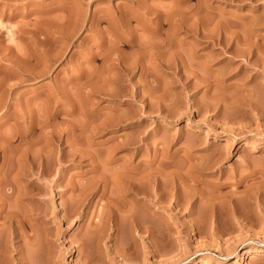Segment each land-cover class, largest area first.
I'll list each match as a JSON object with an SVG mask.
<instances>
[{"label":"rangeland","instance_id":"374dc122","mask_svg":"<svg viewBox=\"0 0 264 264\" xmlns=\"http://www.w3.org/2000/svg\"><path fill=\"white\" fill-rule=\"evenodd\" d=\"M0 196V264H264V0H0Z\"/></svg>","mask_w":264,"mask_h":264},{"label":"bare ground","instance_id":"6f19581e","mask_svg":"<svg viewBox=\"0 0 264 264\" xmlns=\"http://www.w3.org/2000/svg\"><path fill=\"white\" fill-rule=\"evenodd\" d=\"M151 29V32L153 33V32H155V33H158V31H159V28H150ZM135 30V29H134ZM133 30V31H134ZM130 32V31H129ZM134 34V33H133ZM132 36V35H131ZM131 39H133V37L131 38ZM131 39H128V41L130 40V43L132 42V41H134V40H131ZM244 40V39H243ZM150 41V40H149ZM244 41H246V40H244ZM243 41V42H244ZM247 42V41H246ZM145 43V42H144ZM159 41L157 42V43H155V42H149V43H147L146 42V44L147 45H145L144 44V48L146 49V51H147V53L150 55V57L151 58H155L154 56L156 55L157 56V51L159 50V48L161 47L159 44ZM161 43V42H160ZM130 45V44H129ZM133 45V44H132ZM160 46V47H159ZM133 47V46H132ZM140 47V46H139ZM168 47V46H167ZM166 47V48H167ZM230 47V46H229ZM222 48H224V49H226V48H228V47H226V45H223V47ZM136 49V48H135ZM135 49H133L132 50V52L135 50ZM141 49H142V47H141ZM156 49H157V51H156ZM139 48L138 49H136L135 51H134V54L136 53V54H139V55H136L135 54V56L136 57H133L134 59H135V62H138L139 60H141V59H139L141 56H142V54L140 55V53H142L141 51L142 50H140V53H139ZM236 50H237V48H234V52L236 53ZM145 51V52H146ZM238 52V51H237ZM159 54V53H158ZM245 55V54H244ZM246 58H247V56H246ZM231 59L233 60V57H231ZM138 60V61H137ZM247 61H249V58L247 59ZM131 62H132V60H131ZM133 62H134V60H133ZM132 62V64H134ZM141 63V62H140ZM139 63V64H140ZM119 64V63H118ZM122 64V63H121ZM137 64V63H136ZM123 65H124V63H123ZM123 65H121V66H123ZM120 66V64H119V66H118V68L119 67H121ZM126 66H127V64H126ZM125 66V67H126ZM128 66H129V63H128ZM131 66V65H130ZM141 66H142V64H141ZM124 67V66H123ZM124 67V68H125ZM143 67V66H142ZM124 68L122 69V67H121V69L120 70H124ZM127 68V69H126ZM125 69L126 70H128V68L129 67H126ZM211 69V68H210ZM130 70V69H129ZM128 70V71H129ZM257 72H255V74H256ZM260 73V72H259ZM95 75V74H94ZM97 77V76H96ZM106 77V76H105ZM99 78V77H98ZM108 78H110V77H108ZM100 79V78H99ZM96 80V79H95ZM108 80V79H107ZM111 80V79H110ZM94 83H97V82H94ZM95 85V84H94ZM94 85H92V86H94ZM96 87H98V85L96 86H94V88H96ZM93 88V87H92ZM99 89V88H98ZM101 90V89H100ZM104 93V92H103ZM100 94V93H99ZM100 124V123H99ZM95 126H98V125H95ZM100 126V125H99ZM216 151V150H215ZM189 154V153H188ZM188 154L186 153V156H188ZM225 154V153H224ZM224 154H222V153H220L219 152V154L218 153H212L211 155H208L209 156V158L208 159H211V157L210 156H214V160H212L213 161V164H211L212 163V161H210V160H208V161H210L211 163H210V165L211 166H213V165H215L214 163L216 162V163H218V161H220V160H218L219 158L221 159L222 157H224L225 155ZM190 156V155H189ZM188 156V157H189ZM207 156V157H208ZM190 157H193V156H190ZM191 159V158H190ZM195 159V158H194ZM223 159V158H222ZM201 160H203V159H201ZM207 162V161H206ZM205 162V163H206ZM202 162H200L199 163V165H203V163L201 164ZM198 165V164H197ZM198 165V166H199ZM207 165V163L204 165V166H206ZM210 165H208V166H210ZM195 166V165H194ZM207 166V167H208ZM216 166V165H215ZM134 167V166H133ZM129 168V167H128ZM131 168V167H130ZM199 168H200V166H199ZM201 168H203V166H201ZM200 168V169H201ZM205 168V167H204ZM203 168V169H204ZM210 167H208V169H209ZM134 169H137V167H134ZM206 169V168H205ZM128 170V169H127ZM126 170V171H127ZM148 170V169H147ZM131 171V170H130ZM129 171V173H132V175L130 174H128V175H124L125 173H124V171L122 172V173H124L123 175L121 174V172H120V174L121 175H118L117 177L116 176H114L113 175V178L115 177V180H117V179H119V181L120 180H122V182L121 183H123V185H122V187H124L123 189H121L122 191L121 192H123V193H125V191L127 192V193H129V194H131V195H133V198L136 200V198L138 197H141V198H143V200H146L147 202H146V204H148V203H154L157 199H156V197H163L164 195L165 196H167L168 194H169V192H167L166 190H168V188L166 187V185L169 183H167V184H165L166 183V181H168V180H165V176L166 175H169V174H171L173 171L172 170H166L165 172L163 171V170H158V172L156 171V173H155V171L154 172H151V171H153V169L151 170V171H145V172H143V174H141L142 172H138V174H139V176H138V174L136 173V171H138V170H135V172L134 173H136L137 174V176H134V174H133V172L131 171L130 172ZM171 171V172H170ZM178 172V171H177ZM177 172H175V174L177 173ZM145 173V174H144ZM183 173V172H182ZM193 172H189V174H184V175H191ZM127 174V173H126ZM174 174V173H173ZM173 174H172V176H173ZM161 177H160V176ZM183 174H181V171H180V174L178 175V174H176V179H177V176H179V178H181V181H182V185H183V183L185 184V186H186V183L187 182H189V180L188 179H185V178H188V177H185L184 178V176H182ZM120 176V177H119ZM127 176V177H126ZM159 176V177H158ZM163 176H164V178H163ZM136 177H138V178H136ZM192 177V176H191ZM193 177H196V176H193ZM159 178V179H158ZM160 178H162V179H160ZM173 178V177H172ZM197 178V177H196ZM107 179H108V177L107 176H102V177H100V180L103 182V184H102V186H100V188L103 190V188H104V186H105V183H106V181H107ZM135 179H139L138 181H136ZM166 179H167V177H166ZM168 179H170L169 177H168ZM175 179V180H176ZM191 179V178H190ZM160 180V181H159ZM163 180V181H162ZM186 180H187V182H186ZM194 180H199L198 178L197 179H193V180H190V181H194ZM240 180L241 179H239L237 182L239 183L240 182ZM113 181V180H112ZM177 181V180H176ZM180 181V179H179V181L178 182H181ZM184 181V182H183ZM114 182V181H113ZM152 182V183H151ZM165 182V183H164ZM116 183H118V180L116 181ZM173 183V182H172ZM163 184H165V185H163ZM174 184V183H173ZM173 184H170V185H173ZM189 184H192V183H188V185ZM120 185V186H121ZM176 185V184H175ZM175 185H173V187L175 186ZM177 185H179V184H177ZM182 185H180V186H182ZM192 185H195V184H192ZM192 185H190V186H192ZM163 186L164 187H166V188H164V189H166V190H164L163 189ZM167 186H169V185H167ZM180 186H179V188H180ZM20 187V186H19ZM121 187V188H122ZM170 187H172V186H170ZM175 187H177V186H175ZM183 187V186H182ZM21 188V187H20ZM76 188H77V186H75V184H74V186L71 188L73 191L74 190H76ZM178 188V189H179ZM17 189H19V188H17ZM158 189H160V190H158ZM171 189V188H170ZM182 189H184V188H182ZM14 190V189H13ZM20 190V189H19ZM176 190H177V188H176ZM181 189H179V191H180ZM20 191H23L22 189L20 190ZM20 191H16L17 193L15 194L16 196L14 197V199L17 197V199L18 198H20L21 199V193L22 192H20ZM171 191V190H170ZM174 191V190H173ZM172 191V192H173ZM178 191V192H179ZM183 191V190H182ZM12 192H14V191H12ZM177 192V193H178ZM122 193V194H123ZM175 194H176V191L174 192ZM179 193H181V192H179ZM12 194V193H11ZM14 194V193H13ZM23 194V193H22ZM142 194V195H141ZM171 194V193H170ZM175 194H173L174 196H175V199H177L178 198V196H177V194L175 195ZM125 194H123V196H124ZM137 195H141V196H137ZM172 195V194H171ZM173 195H172V197H173ZM182 195V194H181ZM181 195L179 196V197H181ZM2 196H0V198H1ZM136 197V198H135ZM168 197H170V195H168ZM167 197V198H168ZM166 198V197H165ZM174 198V197H173ZM20 199H18L19 201L18 202H20ZM0 200H3V199H0ZM4 201V200H3ZM22 201V200H21ZM124 201H125V199H124ZM177 201V200H176ZM1 202V201H0ZM5 202V201H4ZM3 202V203H4ZM175 202V201H174ZM21 203V202H20ZM2 204V203H1ZM148 206V205H147ZM175 206V205H174ZM2 207V206H1ZM171 209V208H170ZM64 210H66V211H68V209H67V207H64ZM1 211H2V208H1ZM12 212V211H11ZM15 214H16V212H15ZM9 211H8V213L6 214V215H4V218H8L9 219ZM17 219H15V221H16ZM18 221L20 222V223H22L24 220L21 218V219H18ZM5 222V221H4ZM139 223V222H138ZM1 224V223H0ZM138 226H139V224H138ZM149 229V228H148ZM150 230V229H149ZM246 251H249V249L247 248L246 249Z\"/></svg>","mask_w":264,"mask_h":264}]
</instances>
